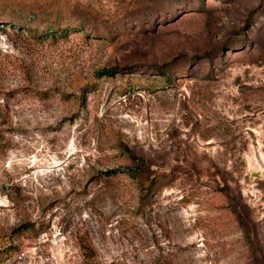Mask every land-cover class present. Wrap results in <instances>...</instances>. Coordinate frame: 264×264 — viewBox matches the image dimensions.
<instances>
[{"label": "rangeland", "instance_id": "1", "mask_svg": "<svg viewBox=\"0 0 264 264\" xmlns=\"http://www.w3.org/2000/svg\"><path fill=\"white\" fill-rule=\"evenodd\" d=\"M0 7L1 264H264V0Z\"/></svg>", "mask_w": 264, "mask_h": 264}, {"label": "trees", "instance_id": "2", "mask_svg": "<svg viewBox=\"0 0 264 264\" xmlns=\"http://www.w3.org/2000/svg\"><path fill=\"white\" fill-rule=\"evenodd\" d=\"M36 9L37 8H35L34 6H30L27 8L28 11H34ZM0 11H1V7H0ZM7 24H8V27L12 29V31H15L20 36L28 38V39L31 38L32 40L37 41V42L44 41L45 39H50L54 41L57 38H65L68 35V30L72 27L70 23H67V24L57 23L56 20H51L48 23L49 25L45 27L44 29L34 28L27 22H23L22 24L19 23L16 26H14V23H12L11 21H8ZM4 26H6V24L0 21V31L6 32L8 30V29H5ZM2 66L3 65L0 64V72H4L7 68L6 67L4 69ZM2 68L4 69L3 71H2ZM114 68L115 67H107L99 71L98 74L99 75H111L115 72ZM13 69L14 67H12V70ZM6 144L7 143L4 138L3 130L0 129V152L4 150V148L7 146ZM127 151L130 156H133L132 153L128 149ZM137 165L139 166L136 169L132 167H127L126 171L128 172L129 175L135 177V179L137 180L138 186H139V192H140V199H144L146 197V194L150 190V187L153 184V180L149 179L148 176H144L146 175L145 173L146 169H144L145 165H143L142 163L137 164ZM24 227L29 228L31 227V225L29 224ZM11 248H18V245L12 241L11 243H9L8 247L0 248V264L4 262L5 259L3 258L8 254V250Z\"/></svg>", "mask_w": 264, "mask_h": 264}]
</instances>
